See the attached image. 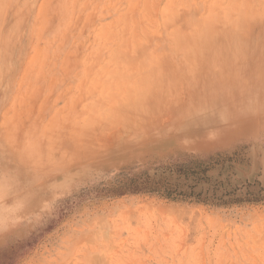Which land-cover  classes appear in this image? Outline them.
<instances>
[{"label":"rangeland","instance_id":"1","mask_svg":"<svg viewBox=\"0 0 264 264\" xmlns=\"http://www.w3.org/2000/svg\"><path fill=\"white\" fill-rule=\"evenodd\" d=\"M0 264H264V0H0Z\"/></svg>","mask_w":264,"mask_h":264},{"label":"bare ground","instance_id":"2","mask_svg":"<svg viewBox=\"0 0 264 264\" xmlns=\"http://www.w3.org/2000/svg\"><path fill=\"white\" fill-rule=\"evenodd\" d=\"M246 45H247V43H246ZM145 96V95H144Z\"/></svg>","mask_w":264,"mask_h":264}]
</instances>
